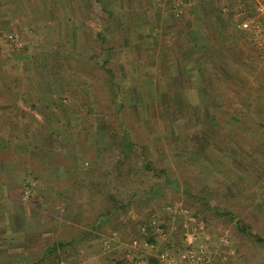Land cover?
Segmentation results:
<instances>
[{"label": "rangeland", "instance_id": "1", "mask_svg": "<svg viewBox=\"0 0 264 264\" xmlns=\"http://www.w3.org/2000/svg\"><path fill=\"white\" fill-rule=\"evenodd\" d=\"M6 10L0 16V47L19 52L27 41L24 31L30 29L22 18L4 21L9 16ZM178 12L177 7L172 10L174 16ZM233 12L232 26L243 30L235 25ZM105 22L108 17L86 18V41H82L86 48L71 51L81 57L74 65L61 50L48 49L22 50L27 55L9 69L16 68L15 75L0 65V88L16 97L15 103L8 96L6 104L0 103V109L5 108L0 115V181L5 170L0 198L8 200L7 204L33 205L43 219L36 231L45 236L57 231L77 233L98 205L90 181L97 179V169L102 167L107 189L123 198L136 190L134 197L140 199L131 201L119 215L147 217L152 240L138 236L128 241L115 232L90 236L74 244L73 255L67 257L73 260L76 256L74 261L62 260L61 264H157L161 251L170 256L171 264H190L187 252L193 253L196 264H264V241L253 238L254 234L264 238V146L262 153L256 149L261 157L242 156L241 147L223 138L229 129L220 127L214 132L205 115L197 124L192 119L180 123L187 109L182 108L176 115L179 122L174 123L173 100L158 95L146 98L148 92L142 88L139 95L144 97L134 96L133 67L124 60V49L111 50V44L121 47L129 35L123 28L110 35ZM245 31L250 45L264 58V50ZM8 33L16 45L5 44ZM262 71L256 69L254 74ZM15 105L19 110L13 113ZM6 108L11 110L6 112ZM131 147L128 175L115 177L105 172L120 152ZM222 148L230 156L219 155L225 161L216 160ZM5 163L15 164L19 177L13 178L16 168L3 170ZM72 202L83 213L75 227L67 230L60 221ZM19 213L23 218L24 213ZM33 248L20 245L24 259L36 255ZM96 253L103 261L93 257ZM14 264L32 263L17 260Z\"/></svg>", "mask_w": 264, "mask_h": 264}, {"label": "crops", "instance_id": "2", "mask_svg": "<svg viewBox=\"0 0 264 264\" xmlns=\"http://www.w3.org/2000/svg\"><path fill=\"white\" fill-rule=\"evenodd\" d=\"M103 1L105 7L102 5ZM259 1L264 2L0 0V16L4 14V9L8 8L6 14L9 16L5 17L4 21L17 17L26 21L30 30L24 31L23 36L27 41L21 51L61 50L62 56L73 65L76 64L74 61L81 60V57L75 56L71 51L86 48L82 42L85 40L86 18L108 17L109 22H105V27L110 35L118 33V28H123L125 34L129 35L123 38L121 47L119 43L111 44V50L124 49V60L133 67L130 78L136 81L137 91L133 88L135 95H132L140 96L138 99L143 98L144 95H139L142 88L148 92L146 98L162 96L173 100L174 123L179 122L176 115L182 108L187 109L185 118H182L180 123L183 119H192L196 121L194 124H197L204 121L205 115V120L214 132L220 127L229 129L227 134H223L226 143L232 141L241 147L242 156L256 158L262 155L257 154L256 149L262 153L260 147L264 146V58L250 45L245 30L234 29L230 12L240 5L241 14L253 13L254 5ZM175 7L179 9L177 16L172 14ZM155 8H158V11H155ZM98 34H101V31H98ZM6 49L8 48L0 47V65L8 66L5 68L7 74L15 75L16 68L9 70L11 64H15L18 58L27 54L23 55V51L10 53ZM256 69L263 70V73L254 74ZM1 75L0 71V79H3ZM156 81L158 86L155 85ZM9 92L3 87L0 88L1 104L7 103ZM12 97L13 100L16 98L15 95H10L9 101ZM17 107L19 110V106L15 105L13 113H16ZM4 109H0V115ZM9 110L11 109L6 108L5 111ZM25 129L29 127L26 126ZM16 135L14 129L13 144ZM219 155L225 157L230 156V153L224 148L221 152L218 151L215 159L225 161L224 158L218 157ZM5 167L9 168V172L12 171L10 168L17 166L5 163L3 170ZM15 170L13 178L20 175L18 170ZM4 171L0 188L5 190L4 182L2 183ZM13 192L20 191L13 189ZM6 193H9L7 189ZM7 201L4 197L0 198V263L7 264L6 260H9L14 264L17 260H25V253L21 251L20 245L30 240L33 231L42 225L43 219L40 212L34 211L33 205L25 202L7 204ZM19 212L24 213L23 218L19 217ZM93 257L103 261L100 253L94 254Z\"/></svg>", "mask_w": 264, "mask_h": 264}, {"label": "trees", "instance_id": "3", "mask_svg": "<svg viewBox=\"0 0 264 264\" xmlns=\"http://www.w3.org/2000/svg\"><path fill=\"white\" fill-rule=\"evenodd\" d=\"M125 140H128L127 144L129 146L134 144L130 138ZM131 149L132 147L128 148L127 151L120 152L121 155L115 158L109 167L105 169V172H113L116 175L115 177H125L128 175L132 170L129 163ZM160 170L164 172L163 167H160ZM97 173V179L95 178L90 182L93 184L95 192H97L96 200L98 205L96 207L94 205L92 208L91 217H88V220H86L84 228L80 229L77 233L71 231L65 234L63 231H57L56 234H53V232V235L51 234L50 236L49 234L48 236H45L39 233L38 230L33 231L31 239L28 242H23L21 246L22 248L35 247L37 253L32 259H25L24 262L29 261L32 264H61L62 260L72 262L76 259V256H73V260H68L67 257L68 255H73L75 243L90 238V236L97 237L104 233L110 234L115 232L119 238L128 241L138 236H143L148 241L152 240V235L150 234L152 225L149 226L150 222L147 220V217H121L119 215L120 211L124 210L131 201L140 199L139 197H134L136 190L128 193L125 198L119 197L115 191L107 189L104 180V176L107 173H104V176L102 175V167L97 169ZM100 175L103 178H101ZM67 206V208H65L66 218H62L60 223L62 227L68 228L67 230H69V228L72 229L75 227L74 225L81 219L83 208H81L79 204H76V202H72ZM105 224H107L106 228H104ZM54 227L55 225L53 222V228ZM142 230H145V232ZM253 236L257 241H264V238L259 235L254 234ZM78 259L80 260L81 257H78ZM150 259L151 257L149 260ZM21 262L23 261L21 260Z\"/></svg>", "mask_w": 264, "mask_h": 264}, {"label": "built area", "instance_id": "4", "mask_svg": "<svg viewBox=\"0 0 264 264\" xmlns=\"http://www.w3.org/2000/svg\"><path fill=\"white\" fill-rule=\"evenodd\" d=\"M233 12V18L236 19L235 25L240 29L247 30L251 39L259 48L264 50V2H257L254 5V12L250 14H241L242 8L240 5L236 6ZM5 44L7 46L16 45V39L10 34L4 35ZM185 256L189 258L190 264H196V257L193 253H186ZM171 258L166 252L161 251L157 255V264H171Z\"/></svg>", "mask_w": 264, "mask_h": 264}]
</instances>
